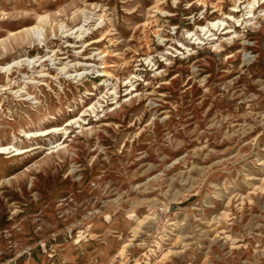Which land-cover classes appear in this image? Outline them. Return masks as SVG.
<instances>
[{
    "label": "rangeland",
    "instance_id": "1",
    "mask_svg": "<svg viewBox=\"0 0 264 264\" xmlns=\"http://www.w3.org/2000/svg\"><path fill=\"white\" fill-rule=\"evenodd\" d=\"M0 264H264V0H0Z\"/></svg>",
    "mask_w": 264,
    "mask_h": 264
}]
</instances>
